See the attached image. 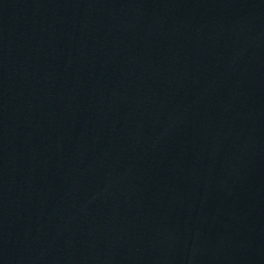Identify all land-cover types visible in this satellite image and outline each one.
<instances>
[{"label": "water", "instance_id": "95a60500", "mask_svg": "<svg viewBox=\"0 0 264 264\" xmlns=\"http://www.w3.org/2000/svg\"><path fill=\"white\" fill-rule=\"evenodd\" d=\"M0 264H264V0H0Z\"/></svg>", "mask_w": 264, "mask_h": 264}]
</instances>
